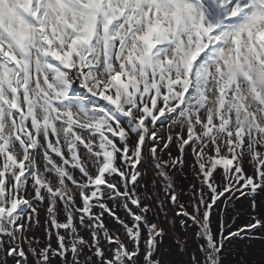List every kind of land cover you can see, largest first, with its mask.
<instances>
[{
  "label": "snow or ice",
  "instance_id": "obj_1",
  "mask_svg": "<svg viewBox=\"0 0 264 264\" xmlns=\"http://www.w3.org/2000/svg\"><path fill=\"white\" fill-rule=\"evenodd\" d=\"M258 77L264 0H0V264L247 255Z\"/></svg>",
  "mask_w": 264,
  "mask_h": 264
},
{
  "label": "rangeland",
  "instance_id": "obj_2",
  "mask_svg": "<svg viewBox=\"0 0 264 264\" xmlns=\"http://www.w3.org/2000/svg\"><path fill=\"white\" fill-rule=\"evenodd\" d=\"M238 69L241 71L243 69V66L239 67ZM260 78L264 79V77H260ZM149 175H151V172H149ZM245 243L249 245L246 256L248 259H253L254 258L253 254L258 253L260 251L262 244H264V240L246 241ZM227 248L229 249V251L226 252V259L235 256V261L237 262V264H241V257H243V255L245 254L242 251L241 243L238 241H234L231 245H228ZM231 260L232 259H230L229 261Z\"/></svg>",
  "mask_w": 264,
  "mask_h": 264
},
{
  "label": "bare ground",
  "instance_id": "obj_3",
  "mask_svg": "<svg viewBox=\"0 0 264 264\" xmlns=\"http://www.w3.org/2000/svg\"><path fill=\"white\" fill-rule=\"evenodd\" d=\"M261 81H264L263 78L258 77L257 82L261 83ZM241 258H245L248 259L247 256L244 254L243 257ZM230 259H232L231 261H229ZM226 264H237V262L235 261V256L234 257H229V259H226Z\"/></svg>",
  "mask_w": 264,
  "mask_h": 264
},
{
  "label": "clouds",
  "instance_id": "obj_4",
  "mask_svg": "<svg viewBox=\"0 0 264 264\" xmlns=\"http://www.w3.org/2000/svg\"><path fill=\"white\" fill-rule=\"evenodd\" d=\"M261 83H264V81H261Z\"/></svg>",
  "mask_w": 264,
  "mask_h": 264
},
{
  "label": "flooded vegetation",
  "instance_id": "obj_5",
  "mask_svg": "<svg viewBox=\"0 0 264 264\" xmlns=\"http://www.w3.org/2000/svg\"><path fill=\"white\" fill-rule=\"evenodd\" d=\"M239 71V70H238Z\"/></svg>",
  "mask_w": 264,
  "mask_h": 264
}]
</instances>
